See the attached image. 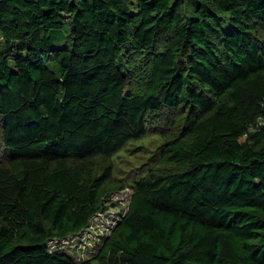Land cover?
I'll return each mask as SVG.
<instances>
[{
	"label": "trees",
	"instance_id": "16d2710c",
	"mask_svg": "<svg viewBox=\"0 0 264 264\" xmlns=\"http://www.w3.org/2000/svg\"><path fill=\"white\" fill-rule=\"evenodd\" d=\"M126 186L84 264H264V0H0V264H75Z\"/></svg>",
	"mask_w": 264,
	"mask_h": 264
},
{
	"label": "rangeland",
	"instance_id": "374dc122",
	"mask_svg": "<svg viewBox=\"0 0 264 264\" xmlns=\"http://www.w3.org/2000/svg\"><path fill=\"white\" fill-rule=\"evenodd\" d=\"M126 63L129 71V89L131 91L144 89L148 82L150 71V63L147 58L141 56L137 52H132L127 57ZM123 147L125 148V152L123 155L119 156V158L123 161L122 166L125 170H131L134 172L136 165L141 162L137 160L135 161L134 157V152L138 151L137 141H132L130 144H124ZM161 168L171 169L168 164L161 165ZM131 192L132 188L129 186L124 188H114L113 191L108 194L102 211L98 212L93 218L92 226L94 227L89 228V233L87 231L86 233L79 235L78 238H81V241H78L76 245H74L76 240L72 242L65 241L67 246L64 248L69 254L74 256L75 264H84L85 259L90 254L89 250L83 248V244L89 240V236H96V234L108 232L112 225H114L125 212ZM89 249L92 251L91 246ZM91 264L101 263L97 260H93Z\"/></svg>",
	"mask_w": 264,
	"mask_h": 264
}]
</instances>
